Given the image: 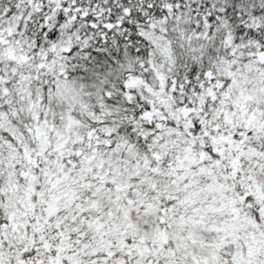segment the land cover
Masks as SVG:
<instances>
[{"label":"snow or ice","instance_id":"6c2138e0","mask_svg":"<svg viewBox=\"0 0 264 264\" xmlns=\"http://www.w3.org/2000/svg\"><path fill=\"white\" fill-rule=\"evenodd\" d=\"M0 264H264V0H0Z\"/></svg>","mask_w":264,"mask_h":264}]
</instances>
